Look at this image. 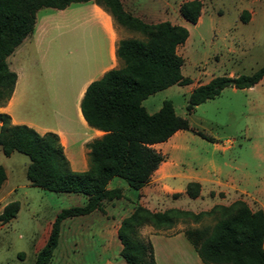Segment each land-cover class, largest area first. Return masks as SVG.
Returning <instances> with one entry per match:
<instances>
[{"label":"rangeland","instance_id":"rangeland-1","mask_svg":"<svg viewBox=\"0 0 264 264\" xmlns=\"http://www.w3.org/2000/svg\"><path fill=\"white\" fill-rule=\"evenodd\" d=\"M185 1L188 0H122L128 12L148 24L167 21L184 27L189 33L176 51L183 59L181 75L190 83L157 91L141 105L148 114H153L164 101H170L175 114L187 119L190 130L179 131L173 139L153 146L165 160L150 184L156 187L149 185L151 189L146 190L145 204L136 203L135 206L151 212L169 208L193 213L208 211L214 204L224 203L213 198L216 191L235 194L223 178L232 167L238 180L237 189L264 204V78L248 89L227 87L217 97L196 106L191 114L186 113L193 88L215 77L250 75L264 64V0H199L202 10L195 25L178 13L179 5ZM74 6H81L82 10L75 14L70 11L61 18L57 10H39V25H42L44 14H53L54 21L43 23L38 48L29 44L28 36L6 60L9 69L17 75L13 100L7 109L14 120L71 133V146L78 145L84 133L75 116L73 101L75 87L87 73L85 64L91 58L89 42L92 39L85 36L82 49H75L73 33L95 30L83 8L86 5ZM243 11L249 13L246 23L240 20ZM78 17L82 18L80 23ZM114 26L121 40L141 39L136 32ZM60 31L64 35L59 36ZM75 57H80L82 62L86 60L81 66L83 71L75 67ZM193 131L212 140L203 139ZM28 164L25 155L13 152L6 157L0 150V166L8 178L0 195V205L5 201L19 204L16 217L0 228V264H33L35 253L56 214L86 202L83 194L55 193L30 186L26 179ZM166 171L167 177L160 180ZM189 182L201 185V194L196 199L185 194ZM108 186L128 188L126 196L136 197L137 192L129 189L122 179L112 178ZM211 190H215L213 195L208 193ZM174 194L179 195L174 197ZM231 200L228 198L225 204L229 205ZM129 209L125 200H113L104 202L102 210L92 217L85 215L64 220L49 264L123 263L116 230L118 221ZM213 222L210 217L199 223L180 220L170 230L159 234L167 235ZM101 223L108 227L101 228ZM150 233L155 230L143 227L139 237L146 238Z\"/></svg>","mask_w":264,"mask_h":264},{"label":"trees","instance_id":"trees-1","mask_svg":"<svg viewBox=\"0 0 264 264\" xmlns=\"http://www.w3.org/2000/svg\"><path fill=\"white\" fill-rule=\"evenodd\" d=\"M88 2L106 12L115 25L140 34L141 39L118 41L115 56L120 66L92 81L82 96L79 107L83 120L88 127L104 133L86 145L87 170L70 169L56 134H39L26 125H12L10 116L0 113V150L6 157L17 152L29 159L26 179L30 186L86 196L84 205L56 214L33 264H49L64 220L101 211L104 202L123 198L121 189H107L112 178L124 180L133 191L148 185L165 160L153 146L166 142L178 131L190 130L187 119L175 114L170 101H164L153 114H148L141 105L157 91L190 83L181 75L183 59L176 51L187 40L188 31L167 21L148 24L125 10L121 0H0V107L10 100L17 81L6 60L33 33L36 13L41 9L64 10L71 4ZM201 10L199 0L185 1L178 7L179 15L193 25ZM240 20L248 22L249 13L243 11ZM263 77L264 64L250 75L215 77L191 90L186 113L191 114L196 106L217 97L227 87L248 89ZM193 132L212 140L201 132ZM5 179L4 168L0 166V188ZM200 190L198 182H189L185 194L196 199ZM18 211L17 202L7 203L0 212V228L13 220ZM205 217L212 218L213 224L180 231L203 264H264V212L251 210L242 200L214 205L199 213L175 208L151 212L136 205L116 230L121 246L119 257L124 264H156L153 246L147 237H139L140 229L151 227L158 234L170 230L180 220L199 223Z\"/></svg>","mask_w":264,"mask_h":264},{"label":"crops","instance_id":"crops-1","mask_svg":"<svg viewBox=\"0 0 264 264\" xmlns=\"http://www.w3.org/2000/svg\"><path fill=\"white\" fill-rule=\"evenodd\" d=\"M121 3H122V0H121ZM82 4L86 5L83 8H85L86 12L88 13V17L90 19L89 21L91 25H93V27L95 28L93 32H89V33H81V32L73 33L74 40H75L74 42L75 49H82L83 47L82 40H84L85 36L92 38L91 39L92 41L90 40L89 42V50H90L91 58L89 62H86L85 64L86 65L85 69L87 73L83 74L82 81L78 82V85H76L75 87L76 94H75V98L73 101V110H74L75 116L78 119L79 123L81 124V127L84 129V133L82 134V137L78 142V145L75 144V146H71L70 145V138L72 136L71 133L64 132L60 129H52V128H48L44 126L40 127L31 122H29V125H26L27 127L33 129L39 134H44L47 132H52L56 134L61 146L63 147L64 156L67 162L69 163V167L74 172H84L87 170L88 150L86 148V145L92 143L93 141L101 138L104 135L103 132L88 127L82 118L79 105H80L82 96L85 92V89L92 81L98 80L107 71L111 69H116L120 66V63L115 56V49H116V44L121 39H119L118 37V34L115 29L112 18L106 12H104L101 8L93 4L92 2L82 3ZM74 5H79V4H71L69 7H67L64 10H57L59 18L65 16V14L70 11L72 13L74 12L75 14V12H79L80 10H82L81 6H74ZM53 18H54L53 14H50V13L44 14L41 17L42 25L41 24L39 25L38 23L39 20L37 19V13H36L35 26H34L33 33L29 36V44L33 43V45L38 48L39 38L41 37V34L43 32V29H42L43 23H46L47 21H54ZM81 19H82L81 17H78L77 22L80 23ZM57 34L59 36L64 35V33L61 31L58 32ZM85 61L82 62L80 57H75V62L77 63L76 64L77 66L75 67L80 69L79 71H83L84 68L83 67L81 68V66H82V63H84ZM14 91H15V87H14L12 96L10 100L8 101V103L4 107H0V113H6L7 115H9L12 125H24L21 121H15L13 116L7 110L8 107L12 103ZM56 113L59 115L60 109L56 110ZM176 135H177V132L169 139H173L174 136ZM163 163H161L158 169L153 173L148 185L143 187L141 190L136 191L137 192L136 197H133L132 195L126 196V192L128 191V188H123V189L119 188L122 190V194H123V198L121 200H125L127 202L128 207H130L128 213L124 217L128 216L132 212L133 209H131V207L135 206L136 203L145 204L146 194H147L146 190L151 189L150 186H152L153 188L156 187L154 184L153 185H150V184H152V181H154L152 179H154V175H156V173L160 171V168H162ZM234 171H235V168L232 167L231 171L228 174H226L223 178H224L225 184L230 186L235 194L231 195L230 192L226 190L216 191V194L213 195V198H219V200L224 203H219V204H214V205H226L225 201H227L228 198H232L231 201H235V200L244 201L249 206V208L253 211L260 209L264 212V204H261L255 196H252L243 190L237 189L236 184L238 183V180L235 178V175L233 173ZM166 177H167V171L164 172V174L160 176L159 179L164 180ZM7 179L8 178L6 174V179L0 188V195L2 194L3 189L7 183ZM108 184H107V189H113V188H110ZM214 191L215 190H211L208 193L209 194L212 192L214 193ZM242 196H245V198L243 199ZM1 198L2 196L0 197V199ZM7 203L9 202L5 201L4 203H2V205H0V212ZM252 207L255 209H252ZM97 212L98 211H95L89 215H91L92 217L96 215ZM124 217H121L120 220L118 221L117 228H118L120 221ZM101 224H102L101 228L108 227V224L106 223H101ZM147 238L150 240L153 246V254H154V259H155L156 264H203L198 258L192 246L189 244V242L184 237L182 232H178L171 236L162 235L159 233L158 234L150 233L148 234ZM121 264H124V263H121Z\"/></svg>","mask_w":264,"mask_h":264},{"label":"bare ground","instance_id":"bare-ground-1","mask_svg":"<svg viewBox=\"0 0 264 264\" xmlns=\"http://www.w3.org/2000/svg\"><path fill=\"white\" fill-rule=\"evenodd\" d=\"M53 92V91H52Z\"/></svg>","mask_w":264,"mask_h":264}]
</instances>
